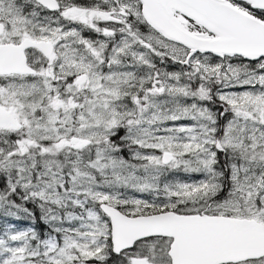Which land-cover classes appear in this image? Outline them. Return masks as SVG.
I'll use <instances>...</instances> for the list:
<instances>
[{
  "label": "snow or ice",
  "instance_id": "snow-or-ice-1",
  "mask_svg": "<svg viewBox=\"0 0 264 264\" xmlns=\"http://www.w3.org/2000/svg\"><path fill=\"white\" fill-rule=\"evenodd\" d=\"M0 264H264V0H0Z\"/></svg>",
  "mask_w": 264,
  "mask_h": 264
}]
</instances>
